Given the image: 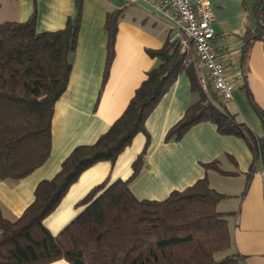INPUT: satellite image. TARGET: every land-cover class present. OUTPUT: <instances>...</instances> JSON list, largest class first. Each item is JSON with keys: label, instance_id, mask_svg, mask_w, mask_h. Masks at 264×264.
<instances>
[{"label": "trees", "instance_id": "16d2710c", "mask_svg": "<svg viewBox=\"0 0 264 264\" xmlns=\"http://www.w3.org/2000/svg\"><path fill=\"white\" fill-rule=\"evenodd\" d=\"M75 1V17H68L64 27L56 30L37 31L35 12L25 21L0 22V180L27 176L50 153L54 104L68 84L81 17L82 0ZM263 1H255L258 28L245 32V50L252 38L264 39ZM121 11L116 8L105 16L107 52L100 91L114 57ZM146 52L157 63L108 129L94 142L75 146L51 178L41 179L33 200L17 218L8 219L0 210V264H46L57 259L70 264H240L237 254L216 256L232 244L229 213L216 209L224 195L210 186L207 177L172 190L160 200L137 198L130 184L145 165L149 143L145 120L181 70L188 74L197 99L167 130L165 140H177L192 125L209 120L220 133L242 137L258 155L264 135L257 136L229 113L211 84L206 91L201 87L189 54L180 50L177 41L168 39L160 48ZM256 112L264 123V110L256 108ZM139 132L146 139L130 175L112 182L105 179L91 188L77 202L84 208L53 235L43 219L70 186L95 163H113ZM203 166L230 173L217 160Z\"/></svg>", "mask_w": 264, "mask_h": 264}, {"label": "crops", "instance_id": "0c3cea01", "mask_svg": "<svg viewBox=\"0 0 264 264\" xmlns=\"http://www.w3.org/2000/svg\"><path fill=\"white\" fill-rule=\"evenodd\" d=\"M255 1L208 0L215 32L212 43L226 74L235 84L231 100H223L213 89L215 96L229 113L262 137L264 123L256 108L264 110V39L252 38L245 50L244 38L246 31L254 32L258 28ZM116 8L122 11L114 40V57L100 91L107 52L105 16ZM33 12L37 31L56 30L64 27L68 17H75L76 1L0 0V22L25 21ZM170 35L166 19L144 2L82 0L68 84L54 104L50 153L27 176L0 180V210L6 218L13 220L23 212L33 200L36 184L51 178L75 146L94 142L108 129L146 72L157 63L146 49L160 48ZM196 99L188 74L181 70L145 120L149 135L145 165L130 189L139 199L160 200L172 190L207 177L210 186L224 195L217 201L216 209L229 213L232 244L218 258L237 254L240 264H264V141L258 155H254L242 137L220 133L209 120L192 125L177 140H165L167 130ZM145 139L142 132L137 133L113 163L100 161L86 169L55 210L43 219V225L55 235L84 208L77 206V202L91 188L105 179L109 182L126 179ZM212 160H217L219 167L230 173L206 170L203 163ZM46 264L70 263L57 259Z\"/></svg>", "mask_w": 264, "mask_h": 264}, {"label": "built area", "instance_id": "2783aa9c", "mask_svg": "<svg viewBox=\"0 0 264 264\" xmlns=\"http://www.w3.org/2000/svg\"><path fill=\"white\" fill-rule=\"evenodd\" d=\"M141 1L159 13L169 24L170 41H177L180 50L188 53L201 87L208 84L223 100H231L234 82L226 74L213 46L214 28L208 0H124Z\"/></svg>", "mask_w": 264, "mask_h": 264}, {"label": "rangeland", "instance_id": "374dc122", "mask_svg": "<svg viewBox=\"0 0 264 264\" xmlns=\"http://www.w3.org/2000/svg\"><path fill=\"white\" fill-rule=\"evenodd\" d=\"M219 255H222V253H218V254H216L217 257H218Z\"/></svg>", "mask_w": 264, "mask_h": 264}]
</instances>
